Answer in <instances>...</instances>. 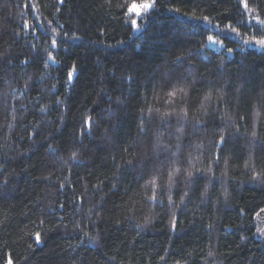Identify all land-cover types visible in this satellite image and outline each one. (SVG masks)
<instances>
[{"label":"trees","instance_id":"obj_1","mask_svg":"<svg viewBox=\"0 0 264 264\" xmlns=\"http://www.w3.org/2000/svg\"><path fill=\"white\" fill-rule=\"evenodd\" d=\"M142 2L0 0V264H264V0Z\"/></svg>","mask_w":264,"mask_h":264},{"label":"snow or ice","instance_id":"obj_2","mask_svg":"<svg viewBox=\"0 0 264 264\" xmlns=\"http://www.w3.org/2000/svg\"><path fill=\"white\" fill-rule=\"evenodd\" d=\"M61 2H63V0H61ZM241 2L243 3V0H241ZM153 7H154V0H146V2H142V3H132V4H130L127 7V11L124 14H125V16L130 18L131 27H132L133 31H137L138 30V20L142 19L144 14H147ZM244 7L247 9L248 6H247L246 3L244 4ZM249 11H250V9H249ZM133 16L135 18H132ZM208 19L209 18L207 16L203 17V20L205 22H207ZM257 23L262 25V26H264V20H258ZM24 26H25V28L28 27L27 22H25ZM230 31L233 32V33H236L237 37L240 36V33L234 27L230 28ZM74 38L75 39H79V37H74ZM207 40H208L209 44H211V45H220L221 47L223 46L221 41H219L218 39H214V37L212 35H209L207 37ZM243 43L245 45H249L251 43H255L260 48L264 49V39H257V40H254V41H250L248 39H245L243 41ZM51 47L52 48H57L58 47V41L56 39L52 40ZM232 51H233V49H231V48L228 49L229 54H231ZM56 63H57V59L53 56V54L51 52H48L47 60L45 61V67L47 68V67L50 66V64L51 65H55ZM72 80H73V72L69 71L68 72V82L71 83ZM179 91H183V89H180ZM176 95H177V91L176 90L168 93V96L172 97V98H175ZM205 99H208V97H206ZM168 102L171 103V100H169ZM41 111H44V109L42 108ZM151 111H152V109H149V112H151ZM157 111H159V109H157ZM168 115H169L168 113H164L165 117H167ZM185 115H186V113H185ZM85 123L89 124V126H90V121H86ZM223 141H224V137L222 136L221 137V143H223ZM159 146H161V145H160V143L158 141L157 147H159ZM49 151L50 152H54L55 149L51 148V145H49ZM71 159L73 161L78 159V153L77 152H73L72 156H71ZM179 171H180L179 169H175V170H173L172 172L169 173V186L170 187L172 185H174L175 176H176V174ZM191 175H192V173L189 171L188 172V176H191ZM149 184L152 185L153 188H155V186H156V178L153 177L150 181H148V183L145 185V187H148ZM61 187H63V185H61ZM151 199L155 200L156 199V195L153 194ZM169 203L170 204L172 203L171 196L169 197ZM261 211L264 212V209H261ZM257 215H259V213H257ZM148 222H149L148 220L145 221V223H148ZM173 229H175V220H173ZM257 231L260 234L264 235V228H258ZM87 235H88V233H85V236H87ZM35 240H36L37 244H39L41 242V236H40L39 232H37L35 234ZM161 259H163V257H161ZM8 264H12L11 260H9Z\"/></svg>","mask_w":264,"mask_h":264},{"label":"rangeland","instance_id":"obj_3","mask_svg":"<svg viewBox=\"0 0 264 264\" xmlns=\"http://www.w3.org/2000/svg\"><path fill=\"white\" fill-rule=\"evenodd\" d=\"M208 45H209V46H215V45H211V44H209V42H208ZM216 46H217V47H220V45H216Z\"/></svg>","mask_w":264,"mask_h":264}]
</instances>
